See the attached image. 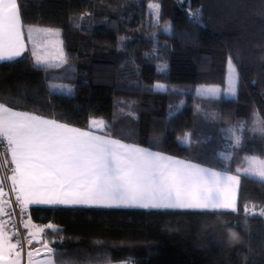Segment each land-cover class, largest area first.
Segmentation results:
<instances>
[{
  "label": "trees",
  "instance_id": "1",
  "mask_svg": "<svg viewBox=\"0 0 264 264\" xmlns=\"http://www.w3.org/2000/svg\"><path fill=\"white\" fill-rule=\"evenodd\" d=\"M151 1L159 3L160 19L149 33ZM18 4L25 25L61 29L67 62L37 66L29 51L0 62V102L18 100L19 106H8L83 129L91 118H106L116 139H124L118 132H131L124 142L229 173L245 167V155L264 158V137L248 130L254 114L264 117V0ZM197 10L199 22L188 17ZM229 58L238 73L232 97L225 95ZM53 81L69 83L72 94L52 92ZM203 84L219 86L220 94L200 96ZM237 121L248 122L244 145L228 160L229 129ZM186 132L191 147L178 140ZM245 205L264 209V182L241 175L236 212L31 206L25 219L43 227L51 247L66 250L78 264H264V216L245 215Z\"/></svg>",
  "mask_w": 264,
  "mask_h": 264
},
{
  "label": "snow or ice",
  "instance_id": "2",
  "mask_svg": "<svg viewBox=\"0 0 264 264\" xmlns=\"http://www.w3.org/2000/svg\"><path fill=\"white\" fill-rule=\"evenodd\" d=\"M150 13L159 24V3L149 4ZM190 18L199 22L200 11L189 13ZM170 26L165 27L168 31ZM25 35L32 41L30 55L35 64L57 66L66 63L62 49L54 57L37 54L40 44L52 46L51 37L59 35L51 29L25 25L18 0H0V62H14L24 55L27 47ZM230 74L227 93L235 95L238 73L229 58ZM157 89L166 88L156 84ZM71 91V89H69ZM218 86H201L197 93L202 97L215 98L220 94ZM8 104L19 106L18 100L9 98L0 102V143L6 142L15 167L11 169V181L16 191V200L22 213L29 205H97L106 207H139L155 209H225L237 211L236 189L240 176L257 178L264 182V158L245 155L246 167H237L235 175L227 170L216 171L169 156L151 147L125 143L133 133H116L124 139L114 138L111 124L104 120L91 119L87 129H79L45 118L31 112L17 111ZM197 111H201L197 106ZM205 115H208L205 113ZM212 118H216L212 115ZM247 121H237L229 129L233 143L225 154L231 160L233 154L243 148L244 130ZM253 134L264 137V117L254 114L251 127ZM102 133V134H100ZM191 133L178 137L182 145L191 147ZM155 146V142H153ZM2 195V189H0ZM0 211H3L0 207ZM245 215L264 216L255 206H244ZM24 227H29L25 223ZM54 233L61 229L48 225ZM29 233L28 244L39 235ZM12 243L0 221V264H21L23 243L13 226ZM47 255L35 264H78L62 248L44 244ZM20 249V250H17ZM28 264H34V252H27Z\"/></svg>",
  "mask_w": 264,
  "mask_h": 264
},
{
  "label": "built area",
  "instance_id": "3",
  "mask_svg": "<svg viewBox=\"0 0 264 264\" xmlns=\"http://www.w3.org/2000/svg\"><path fill=\"white\" fill-rule=\"evenodd\" d=\"M188 17L190 18L189 14ZM200 24L202 23L200 22ZM14 167L15 165L11 160V153L7 149L6 142L0 143V172L2 178L3 199L5 203L8 205L10 211V215H9L10 232L12 234L13 226H15V230L19 233V238L23 243V250L21 251L23 257L21 264H27L26 254L28 248L31 245L42 244L43 242H45V237L42 233H39V235L35 236L32 239L31 245L28 244L27 238L29 236V233H36V232H31L30 230H28V228L26 229L24 227L25 223H27L25 219V210L22 213L21 205L16 200L17 194L15 189L13 188L11 181V175H12L11 169Z\"/></svg>",
  "mask_w": 264,
  "mask_h": 264
},
{
  "label": "crops",
  "instance_id": "4",
  "mask_svg": "<svg viewBox=\"0 0 264 264\" xmlns=\"http://www.w3.org/2000/svg\"><path fill=\"white\" fill-rule=\"evenodd\" d=\"M32 26H35V27H39V28H44V29H51L53 30V32H55V27L53 26H50V25H44V24H36V25H32ZM55 37V38H54ZM51 41H52V46L51 47H46L44 44H40L38 49H37V54L39 55H46V56H49V57H54L56 54H57V50L58 49H62L66 58H67V55H66V52L64 50V47H63V41H62V37H61V33L59 32V35H54L51 37ZM25 42H26V49L25 51H31V48H32V41L29 40L27 38V36L25 35ZM34 62H35V57L32 56ZM57 66H45V65H41V66H45V67H58L62 64H60L59 62H56ZM64 64V63H63ZM17 111H21V110H17ZM22 112H26V111H22ZM35 114V113H34ZM37 115V114H36ZM46 118V117H45ZM50 119V118H49ZM91 119H97V120H104L105 122L109 123L110 124V120L109 119H106V118H98V117H94V118H91ZM63 123V122H61ZM66 124V123H65ZM68 125V124H67ZM71 126V125H69ZM72 127H75V126H72ZM75 128H78V127H75ZM79 129H83V128H79ZM102 134V133H100ZM126 143V142H125ZM128 144H131V143H128ZM143 147V146H142ZM153 151H156V150H153ZM170 156V155H169ZM181 159V158H180ZM182 160H185V159H182ZM195 163V162H193ZM199 164V163H197ZM204 167H208V166H205V165H202ZM211 168V167H209ZM216 171H221V170H217L215 169ZM229 175H234L233 173H229ZM238 188H239V185L236 189V202H237V195H238ZM0 189H2V195H0V207H2L3 211H0V221H2L5 225V231L6 233L12 237L11 239V242L12 243H16V238L15 236H13L10 232V224H9V220H8V217H7V214H6V203L3 199V188H2V178H1V172H0ZM8 206V205H7ZM31 206H91V207H97V205H29L27 208L31 207ZM100 207H106V206H100ZM26 208V209H27ZM139 208V207H137ZM37 227L39 229H42L43 227L41 226H38ZM42 232V231H41ZM47 243L49 247H51V245L45 240V242H43L42 244H37V245H31L29 248H28V251L31 250L34 252V264H35V261H40V260H43L46 255H47V251L44 247V244ZM17 250H20V249H17ZM27 251V252H28ZM21 257L22 256V252H21ZM27 260V259H26ZM22 261V259H21ZM27 264H28V261H27Z\"/></svg>",
  "mask_w": 264,
  "mask_h": 264
},
{
  "label": "rangeland",
  "instance_id": "5",
  "mask_svg": "<svg viewBox=\"0 0 264 264\" xmlns=\"http://www.w3.org/2000/svg\"><path fill=\"white\" fill-rule=\"evenodd\" d=\"M151 3H157V2H155V1H151L149 4H151ZM155 19H156V17H155V15H154V13H150V10H149V5H148V18H147V30H148V32L149 33H152V32H154V30H155V23H153L154 21H155ZM55 30L56 31H58V32H60L61 33V29L59 28V27H55ZM55 31V32H56ZM55 38V37H54ZM67 55V54H66ZM233 64V63H232ZM63 65V64H62ZM234 65V64H233ZM61 66V65H60ZM60 66H58V67H60ZM235 67V66H234ZM52 68H57V67H52ZM236 69V68H235ZM237 72V71H236ZM229 74H230V69H229V63H228V77H229ZM228 77H227V81H228ZM238 82V81H237ZM201 86H217V85H206V84H203V85H199L198 87H197V89H199ZM236 86H237V84H236ZM219 87V86H218ZM49 89L52 91V92H54V93H62V94H68V95H70V94H72V92H73V88H72V86L69 84V83H67V82H62V81H53V82H50L49 83ZM69 89H71V91H69ZM226 90H227V88H226ZM225 95L227 96V97H232L233 95H231V94H228L227 93V91H225ZM247 165H245V167H246ZM214 169V168H213ZM234 174V173H233ZM235 175V174H234ZM249 208H252V206L251 207H249ZM255 211L257 212V213H259V211H258V209H256L255 208ZM6 214H7V217H8V220H9V215H10V211H9V208H8V206L6 205ZM27 223H28V225H29V230L31 231V232H38L39 230H42V229H39L38 227H37V225L36 224H34V223H32V222H30V221H28L27 220ZM39 233H42L41 231L39 232ZM26 259H27V255H26ZM114 264H132V262L130 261V260H127V261H123V262H118V263H114Z\"/></svg>",
  "mask_w": 264,
  "mask_h": 264
}]
</instances>
